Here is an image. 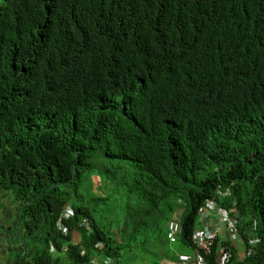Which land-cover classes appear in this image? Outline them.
<instances>
[{"label":"trees","instance_id":"obj_1","mask_svg":"<svg viewBox=\"0 0 264 264\" xmlns=\"http://www.w3.org/2000/svg\"><path fill=\"white\" fill-rule=\"evenodd\" d=\"M211 197L264 264V0H0V264L173 262Z\"/></svg>","mask_w":264,"mask_h":264},{"label":"built area","instance_id":"obj_2","mask_svg":"<svg viewBox=\"0 0 264 264\" xmlns=\"http://www.w3.org/2000/svg\"><path fill=\"white\" fill-rule=\"evenodd\" d=\"M209 207H210L209 210H212V208L215 209L221 221H228L229 228L234 226L233 222L229 221V214L226 211H223L222 209L219 208L216 209L214 203H212ZM66 215H68V212L66 213ZM62 229L64 232H66L65 227H63ZM179 232H180L179 223L175 220H170L168 223V231H167L168 239L171 242L175 241L176 235ZM230 232H234V231L232 230ZM217 235H218V227H215L214 229L205 227L204 229L196 230L191 238L192 244L194 245V256L191 257L188 254L180 253L178 255V262L181 264H205L206 263L205 255L211 252L213 242L217 237ZM235 235L237 234L236 233L232 234L233 237ZM96 246L101 247V244H97ZM218 253H219V264H227L231 257L230 252L227 251L223 247V245H220L218 247ZM103 264H106V262Z\"/></svg>","mask_w":264,"mask_h":264},{"label":"clouds","instance_id":"obj_3","mask_svg":"<svg viewBox=\"0 0 264 264\" xmlns=\"http://www.w3.org/2000/svg\"><path fill=\"white\" fill-rule=\"evenodd\" d=\"M219 60V59H218ZM220 61V60H219ZM206 62H208V63H212V64H214V62H212V61H203V63H206ZM202 63V64H203ZM220 64H221V66H226V64H224L223 62H221L220 61ZM215 65V64H214ZM93 177H96L97 178V176H96V174H94L93 175ZM217 194L218 195H223V192H221V189L219 188V186H218V188H217ZM226 194V193H225ZM212 203H214L215 204V207H216V209L217 208H219V209H222L223 211H226L228 214H229V221H231V222H233L232 220V217H233V215H236V213H237V209L234 207V206H231L230 208H224V207H222V206H219L217 203H216V199H215V197H211V198H208V199H206L205 201H204V203L199 207V209H198V211H197V220H196V222L198 223V226H197V228H195L193 231H192V234H191V237H190V239L192 238V235H193V233L196 231V230H199V229H204L205 227H208V228H210V229H214L215 227H218V226H220V224H223L224 223V221H221L220 220V218H219V216H218V214L216 213V211H215V209H213L212 208V210H209L210 209V205L212 204ZM66 210H69V207L66 209ZM181 208H178L177 210H176V212L167 220V222H166V224H165V237H166V239L168 240V243L169 244H171V243H174L176 240H177V238H178V236H179V234L181 233V231H182V227H181V224H180V215H181ZM68 212V211H67ZM67 212H65V216H67L66 215V213ZM69 213V212H68ZM170 220H175V221H177L178 223H179V226H180V232L176 235V239H175V241H173V242H171L169 239H168V237H167V231H168V223H169V221ZM233 224H234V222H233ZM218 225V226H217ZM233 227H235V224H234V226ZM62 232H64L63 231V229H62ZM66 232H67V228H66ZM66 232H64V233H66ZM230 232V231H229ZM231 233V232H230ZM237 235H235L234 236V239L237 237V239H238V232L236 233ZM231 235V237L233 238V236H232V234H230ZM216 240H217V242H216ZM223 239H221L220 237H219V235H217V237L215 238V240H214V242H213V244L215 243V244H217V246L219 247L220 245H222L221 244V241H222ZM239 241H241V238H239ZM250 242H254L252 239H250L249 240ZM192 242V241H191ZM220 244V245H219ZM194 246V245H193ZM213 247V246H212ZM218 247H217V250H218ZM211 252H212V249H211ZM181 253H184V252H181ZM180 253H178L177 254V259H176V261H178V255H179ZM184 254H188V255H190L191 257H193L194 256V248H193V250H192V252H189V253H184ZM244 255H245V251H244ZM243 255V256H244ZM217 261H218V263H219V253H217ZM206 262V261H205ZM179 263V262H178ZM179 264H181V263H179ZM206 264V263H205Z\"/></svg>","mask_w":264,"mask_h":264},{"label":"rangeland","instance_id":"obj_4","mask_svg":"<svg viewBox=\"0 0 264 264\" xmlns=\"http://www.w3.org/2000/svg\"><path fill=\"white\" fill-rule=\"evenodd\" d=\"M93 180H95L96 182H98V179L96 177H93ZM12 211V208L10 206H8L6 209H4L3 211V224L7 226V224H12V215L10 216V212ZM10 233L7 230L5 231H0V254L5 255L6 254V250L10 249ZM150 259L144 260L143 264H150ZM173 264H177V263H173Z\"/></svg>","mask_w":264,"mask_h":264},{"label":"crops","instance_id":"obj_5","mask_svg":"<svg viewBox=\"0 0 264 264\" xmlns=\"http://www.w3.org/2000/svg\"><path fill=\"white\" fill-rule=\"evenodd\" d=\"M218 235L223 240L224 239H226V240H230L231 239L229 231L225 228L224 224H220V226H218ZM73 236L74 237H78V234L74 233ZM231 242L234 245V247L236 246V251H235L236 254L239 257H242L244 255V249H243L241 243L239 242V238L237 239V237H236L235 239H231ZM176 253H178V252H176ZM176 253H175V255H176ZM184 253H189V252H184ZM173 263L179 264L178 261H176V260H174L173 262H167L165 260H162V262H161V264H173ZM106 264H109V262L106 261ZM110 264H112V263H110Z\"/></svg>","mask_w":264,"mask_h":264}]
</instances>
